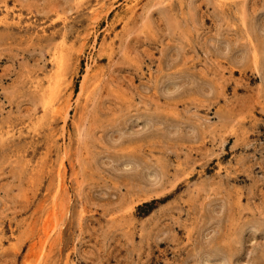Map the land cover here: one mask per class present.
<instances>
[{"label": "rangeland", "instance_id": "rangeland-1", "mask_svg": "<svg viewBox=\"0 0 264 264\" xmlns=\"http://www.w3.org/2000/svg\"><path fill=\"white\" fill-rule=\"evenodd\" d=\"M0 264H264V0H0Z\"/></svg>", "mask_w": 264, "mask_h": 264}, {"label": "bare ground", "instance_id": "bare-ground-1", "mask_svg": "<svg viewBox=\"0 0 264 264\" xmlns=\"http://www.w3.org/2000/svg\"><path fill=\"white\" fill-rule=\"evenodd\" d=\"M94 11V10H93ZM93 14V13H92ZM44 90V89H43ZM48 92V91H47ZM51 103V102H50ZM47 107V106H46ZM51 107V106H50Z\"/></svg>", "mask_w": 264, "mask_h": 264}, {"label": "trees", "instance_id": "trees-1", "mask_svg": "<svg viewBox=\"0 0 264 264\" xmlns=\"http://www.w3.org/2000/svg\"><path fill=\"white\" fill-rule=\"evenodd\" d=\"M144 205H147V203H144Z\"/></svg>", "mask_w": 264, "mask_h": 264}]
</instances>
